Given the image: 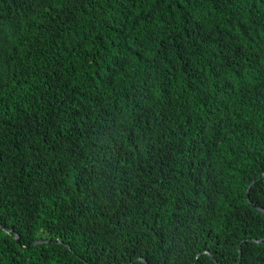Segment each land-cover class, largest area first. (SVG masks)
Here are the masks:
<instances>
[{"label": "trees", "instance_id": "obj_1", "mask_svg": "<svg viewBox=\"0 0 264 264\" xmlns=\"http://www.w3.org/2000/svg\"><path fill=\"white\" fill-rule=\"evenodd\" d=\"M253 180L264 0H0V264H264Z\"/></svg>", "mask_w": 264, "mask_h": 264}, {"label": "clouds", "instance_id": "obj_2", "mask_svg": "<svg viewBox=\"0 0 264 264\" xmlns=\"http://www.w3.org/2000/svg\"><path fill=\"white\" fill-rule=\"evenodd\" d=\"M256 183V180H253L252 181V183L250 184V186H251V188L249 189L248 188V190H247V199H248V201L252 204V206L256 209V210H258V211H260V212H263L264 213V211H262L261 209H264V207L263 206H260V205H258V204H256V203H254L253 201H252V199H251V196H250V191H251V189H252V187H253V185ZM249 186V187H250ZM249 193V194H248ZM2 225V224H1ZM3 226V225H2ZM5 227V226H4ZM7 228H9V227H7ZM10 229V231H11V228H9ZM9 231V232H10ZM18 235L19 234H17V237H18ZM16 237V238H17ZM20 240H21V238H20ZM38 241H42V240H38ZM42 242H44V241H42ZM42 242H40V243H42ZM259 242H262V240H259ZM39 244V243H38ZM26 247V246H25ZM203 252H201V253H199L198 255H197V258H199L200 257V255L202 254ZM204 253H208V254H210V255H212V253L209 251V250H205L204 251ZM240 253L242 254V248H240ZM214 257V256H213ZM140 260H142V261H144L145 263H148V261L146 260V259H144V258H140ZM131 264H134V263H131Z\"/></svg>", "mask_w": 264, "mask_h": 264}, {"label": "water", "instance_id": "obj_3", "mask_svg": "<svg viewBox=\"0 0 264 264\" xmlns=\"http://www.w3.org/2000/svg\"><path fill=\"white\" fill-rule=\"evenodd\" d=\"M250 188H251V186L249 187V189H250ZM248 194H249V193H248ZM261 210L264 211V209H261ZM0 227L3 228L4 230H6L7 232L10 231L9 228L4 227V226H2L1 224H0ZM17 240H18L19 243L21 242V240H20V236H19V235H18V237H17ZM40 242H42V241H37L35 244H38V243H40Z\"/></svg>", "mask_w": 264, "mask_h": 264}]
</instances>
